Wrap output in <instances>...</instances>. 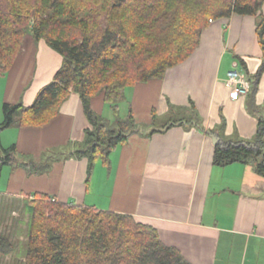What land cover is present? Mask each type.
I'll return each instance as SVG.
<instances>
[{
    "label": "crops",
    "instance_id": "crops-1",
    "mask_svg": "<svg viewBox=\"0 0 264 264\" xmlns=\"http://www.w3.org/2000/svg\"><path fill=\"white\" fill-rule=\"evenodd\" d=\"M62 61L59 52L28 33L3 77L0 103L31 105ZM262 62L257 16L235 13L214 20L186 61L164 78L139 82L127 92L126 114L131 105L137 127L112 152L110 163H96L98 180L93 173L88 177L87 158L55 161L41 174L3 165L1 205L6 199L23 201L28 192H46L63 202L130 214L155 227L162 241L192 264H264V175L252 161L215 164L217 144L211 136L215 132L224 142L240 140L256 148L259 117H264V72L257 74ZM233 69L250 81L247 96L232 97L228 74ZM255 81L257 109L250 112ZM191 102L201 125L173 124ZM92 106L104 116V95L93 97ZM223 117L222 132L211 131ZM90 126L82 99L73 91L49 123L11 126L1 139L41 160L49 148L82 141Z\"/></svg>",
    "mask_w": 264,
    "mask_h": 264
},
{
    "label": "trees",
    "instance_id": "trees-1",
    "mask_svg": "<svg viewBox=\"0 0 264 264\" xmlns=\"http://www.w3.org/2000/svg\"><path fill=\"white\" fill-rule=\"evenodd\" d=\"M263 7L264 0H0V81L28 33L63 58L31 105L3 103L0 166L41 174L55 161L87 158L90 177L96 163H110L112 152L137 127L131 105L126 116L120 115L127 92L139 82L164 78L169 69L186 61L201 45L210 20L235 13L257 16L263 50L257 74L262 75ZM73 91L80 95L91 123L82 141L49 148L41 160L19 152L16 143L3 144V130L49 123ZM100 94L112 108L113 121L92 106V98ZM174 121L201 125L194 102ZM224 127L223 117L211 131L222 132ZM254 139L256 148L225 139V146L216 145L214 163L252 161L264 175L263 116ZM1 201L0 192V205ZM23 202L31 214L24 264H192L177 247L165 244L155 227L130 214L63 202L41 191L26 193ZM14 250L11 238L0 234V253Z\"/></svg>",
    "mask_w": 264,
    "mask_h": 264
},
{
    "label": "rangeland",
    "instance_id": "rangeland-1",
    "mask_svg": "<svg viewBox=\"0 0 264 264\" xmlns=\"http://www.w3.org/2000/svg\"><path fill=\"white\" fill-rule=\"evenodd\" d=\"M210 22H212L210 20ZM4 79L0 81V89L3 86ZM1 91V90H0ZM1 97V96H0ZM1 102V100H0ZM126 100L120 103L121 116H126L127 104ZM0 103V121L3 120V104ZM106 104V111L104 116L113 121L115 115L112 111L110 105ZM11 141V142H9ZM5 141L4 145L7 147L12 144V140ZM1 167V166H0ZM99 167L95 166L93 169V178L98 180L99 178ZM4 176V175H3ZM2 202V201H1ZM31 214L25 203L21 200L16 199H6L2 205H0V234L8 235L15 244V250L10 254L0 253V264H24L27 242H28V231H29V221Z\"/></svg>",
    "mask_w": 264,
    "mask_h": 264
},
{
    "label": "built area",
    "instance_id": "built-area-1",
    "mask_svg": "<svg viewBox=\"0 0 264 264\" xmlns=\"http://www.w3.org/2000/svg\"><path fill=\"white\" fill-rule=\"evenodd\" d=\"M228 80L232 85V97L235 99L247 96L251 90V83L245 73L239 69H233L228 74Z\"/></svg>",
    "mask_w": 264,
    "mask_h": 264
},
{
    "label": "water",
    "instance_id": "water-1",
    "mask_svg": "<svg viewBox=\"0 0 264 264\" xmlns=\"http://www.w3.org/2000/svg\"><path fill=\"white\" fill-rule=\"evenodd\" d=\"M257 89H258V85H257V81H255L253 84V90L251 92V95H250V98L247 104L250 112H255L257 109V98H256ZM211 136L215 144H222V146H225V142L221 139L218 133H215V132L211 133ZM242 144L248 147H251L253 145V144H248L245 141L242 142Z\"/></svg>",
    "mask_w": 264,
    "mask_h": 264
}]
</instances>
